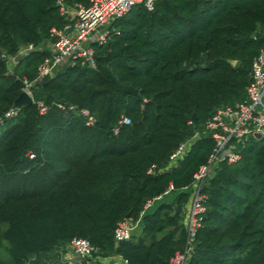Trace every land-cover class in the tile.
Segmentation results:
<instances>
[{
    "label": "trees",
    "instance_id": "obj_1",
    "mask_svg": "<svg viewBox=\"0 0 264 264\" xmlns=\"http://www.w3.org/2000/svg\"><path fill=\"white\" fill-rule=\"evenodd\" d=\"M56 1L0 0V264H44L72 239L87 241L92 258L167 264L186 246L184 189L213 148L203 123L242 101L251 62L264 50V0L134 5L91 44L92 67L76 62L44 77L29 89L32 103L5 118L22 80L31 82L48 56L41 46L50 30L66 22ZM237 152L239 160L217 164L200 190L203 211L184 264H264V137L248 138ZM169 185L171 202L114 241L117 223L137 220Z\"/></svg>",
    "mask_w": 264,
    "mask_h": 264
},
{
    "label": "built area",
    "instance_id": "obj_2",
    "mask_svg": "<svg viewBox=\"0 0 264 264\" xmlns=\"http://www.w3.org/2000/svg\"><path fill=\"white\" fill-rule=\"evenodd\" d=\"M84 3H74L68 6L64 0H57L58 14L66 22L60 29H51L48 56L36 68V76L31 82L22 80L24 92L30 99V87L40 82L44 77L51 76L59 69L73 66L92 67L94 64L92 43H101L105 37L107 25L124 15L137 4L150 11L154 0H83ZM32 50L31 46L21 48L18 54L24 55ZM13 58L10 59L11 62ZM60 107V106H57ZM39 114L45 112V107L38 103ZM15 108H11L4 117H11ZM80 115L86 119V125H91L93 119L86 110H80ZM122 123L127 124L126 119ZM202 133L208 134L213 141V148L204 165L200 166L192 176L190 186L184 189L189 194L185 207V225L187 232L186 246L182 253L174 254L167 264H184L191 252L193 238L199 226V216L203 211L204 197L200 190L212 176L217 164L225 162L232 164L239 160L237 146L239 143L258 134L264 137V50H260L253 58L249 73V82L244 88V98L231 106H220L203 123ZM195 133L187 141L180 143L174 150L167 164V169L174 167L187 151L189 145L199 137ZM151 173V170L148 171ZM173 190L169 185L165 191L144 203L138 219H124L117 223L113 230V240H127L136 230L140 218L171 196ZM68 246L71 252L81 260H89L96 250L83 239H72ZM122 264H126L121 261ZM53 264V263H44Z\"/></svg>",
    "mask_w": 264,
    "mask_h": 264
},
{
    "label": "crops",
    "instance_id": "obj_3",
    "mask_svg": "<svg viewBox=\"0 0 264 264\" xmlns=\"http://www.w3.org/2000/svg\"><path fill=\"white\" fill-rule=\"evenodd\" d=\"M47 51L49 50V44L47 43ZM140 229V222L135 231ZM48 262L55 261L58 264H122V262L115 256L107 257H95L89 260H81L77 258L70 250L69 246H65L63 249L58 247V250L55 249V252L51 255H48Z\"/></svg>",
    "mask_w": 264,
    "mask_h": 264
},
{
    "label": "water",
    "instance_id": "obj_4",
    "mask_svg": "<svg viewBox=\"0 0 264 264\" xmlns=\"http://www.w3.org/2000/svg\"><path fill=\"white\" fill-rule=\"evenodd\" d=\"M34 51H38V49H36ZM230 64H231V66H234L235 62L232 61ZM31 103H32L31 99L24 92H21L19 94V96L17 97V99L14 101L13 107L16 108V107H19V106H21L23 104H31ZM191 119L194 120V115L193 114L191 116ZM253 137L256 138V139L261 138L258 134H255ZM55 249L58 250V247H56Z\"/></svg>",
    "mask_w": 264,
    "mask_h": 264
},
{
    "label": "rangeland",
    "instance_id": "obj_5",
    "mask_svg": "<svg viewBox=\"0 0 264 264\" xmlns=\"http://www.w3.org/2000/svg\"><path fill=\"white\" fill-rule=\"evenodd\" d=\"M46 45H47V43H43V45L41 46V48L47 51V46H46ZM20 56H21V54H17V56H16L15 58H13L12 61L14 62V61H15L16 59H18ZM173 197H174V196H170V195L167 196V197L165 198V201H164V202H165V203H170L171 200L173 199Z\"/></svg>",
    "mask_w": 264,
    "mask_h": 264
}]
</instances>
